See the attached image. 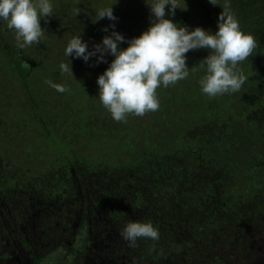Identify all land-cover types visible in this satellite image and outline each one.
Wrapping results in <instances>:
<instances>
[{
  "label": "rangeland",
  "instance_id": "374dc122",
  "mask_svg": "<svg viewBox=\"0 0 264 264\" xmlns=\"http://www.w3.org/2000/svg\"><path fill=\"white\" fill-rule=\"evenodd\" d=\"M262 2L261 4L255 2L256 13L253 11L247 14L244 19H248V21L240 24L242 29L251 32L255 36L257 46L253 51L258 56H254V53H252L247 60L240 63L238 66L239 70H242L245 66L254 68L257 72L262 70V64L259 60L262 57L261 49L264 44V20H262L264 18V4ZM52 3L53 16L49 17L47 21L41 20L44 36L38 45L33 44L25 49L18 48L14 32L9 30L6 24L0 23V128L4 131L8 128L13 129L12 122L16 119L17 114L19 119L25 120L27 118L26 114L29 115L31 109H33L32 112L35 110L37 113L40 110H44L47 115H50V113H54L55 108L60 104H77L81 103L83 99L84 103L80 105V109L87 110L82 117L86 124L84 126L85 133L77 139L76 135H73L76 142L73 144L71 139V146L75 149V152H81L87 159L92 161L94 159L91 158L93 155L97 157L103 155L104 151H101V153L100 149L104 142L109 145V143L112 144L111 140L113 138L123 139L128 142L132 136L136 135L138 138L143 136L148 117L146 113L143 116L129 115L125 121H114L110 113L99 101L96 83L98 75L105 70L108 66L107 62H110L113 57L108 56L107 62L99 64L94 63L95 57H91L89 63H85L79 58H68L64 55L66 42L71 36L80 34L84 40L88 41L89 48L94 43L99 42L107 34L102 31L103 27L109 25L110 21L104 18L94 22L96 11L111 5L115 15L118 17L116 30L122 32L126 37L139 35L149 26V8L145 0H52ZM221 3H224V1H221ZM180 7L182 8L178 7L175 11V16L172 17L174 21L186 24L190 29L202 26L212 31L217 29V18L223 10L220 5L213 6L210 4L209 0H186V2L185 0H180ZM228 7L232 13L236 14L235 6ZM122 46L126 47L127 44L125 43ZM186 55L188 57L186 62L190 67L188 78L178 81L175 85H171L168 88H159L157 92L159 98L165 90H168L170 96H175L179 92H187V95H189V90L197 93L195 97L197 98L198 108L193 106L192 111L185 110L187 118L183 120V124L194 123L195 128L198 130L197 134H206L203 132H207L213 137L212 143L206 147L201 142L202 145L204 144L203 147H205L204 152H202L203 156H205L204 161L209 167L212 166L209 170L210 177H214L219 182L225 180L224 183H228V186L230 185L231 187L234 186L233 190L236 191H238L237 188L239 186H243L241 189L243 193L246 192V184H248L247 181L251 179L252 174L264 184V156H262L264 154V138L259 142V137H256V139L252 138V132L264 127V99L260 97L264 90H260L256 95L257 97H255L256 104L252 105L249 104L252 103V97L246 91L230 94L231 99L234 101L232 104L235 105V110L238 111H235L236 113H246V116H252L255 119V123H258L257 119H262L260 124L263 125L254 124L252 127L248 129L245 127L243 130L239 126H235L228 130L232 123L236 122L234 120L237 119L238 114L230 115V110L225 105H221L222 101L220 107H218V101L213 100L214 97L209 98L203 94L198 83L200 77L204 74L199 62L208 55V50L203 48L190 50ZM69 59L71 60L74 74L71 77L62 75L59 70V64L62 61L70 64ZM24 60L30 67L23 76L19 72V68ZM83 72L87 75L84 76V82L80 80ZM241 73L243 74V71ZM46 79L65 83L68 91L65 93L57 92L45 84L44 81ZM192 84L195 86L194 88H192ZM85 85L87 86L86 89H84ZM245 87H247L246 81L241 89ZM227 96L225 94L216 96V98H225ZM188 100L190 101V99ZM188 100L187 102H189ZM185 103L175 99L170 105L176 108L179 105L184 106ZM240 108H244L247 111L238 110ZM60 116L70 117V112L68 111L67 114H64L63 110ZM237 120L240 121L239 118ZM62 122H64L63 119ZM68 123V121H65L63 127L60 128L62 136H65L66 130L72 131L67 132L69 134L76 132V126L68 127ZM175 125L178 124L172 121L161 126L164 127V131L168 130L175 133L178 131ZM32 127L35 128V125L32 124ZM232 134L234 136L228 137V135ZM42 136L38 138L35 135L26 134L17 147L11 146L14 151L11 154L9 153L11 150L6 152V149H2L6 148V146H2L3 137H1L0 133V264H32L33 260L37 264L40 262L41 264H59L63 256L71 259L77 258L76 260L78 261L85 256V259H82L81 262L73 264H109L110 256L115 259H120L121 257L116 247L125 250L124 252L127 251L123 258L126 257L127 260H131L130 264H149L151 261L153 264L224 263L222 258L225 252H221V254L223 253L221 255L218 251L212 252L210 247H208L212 243L210 242L212 240L209 241L206 238V232L209 228L208 222L206 227H191L190 231H187L189 235L187 237L189 238L185 243L184 240H174L175 236L172 234L169 236L168 233L161 231L160 229H165L167 224L160 222L158 215L154 214H150L151 217H147V219L140 216L141 218H138V220H150L158 228L160 239L155 241L157 246H160L158 253L151 249L154 246V241L152 240L141 239L137 242L136 247H125L129 246L128 242L120 234L113 236L109 233L106 238L115 237L111 239L112 242H107L104 239L95 245L96 240L100 238L99 234H97L100 225L98 226L96 222L91 227L85 226L88 228V233L91 232L96 236V240L92 242V239L85 238L87 240H84L83 244L71 245L70 242H75L77 235H81L82 220L79 215L85 208H81V202L78 201L77 197L74 198L72 196L73 193L68 196L67 191L62 192L60 198L54 195L58 199V204L57 206L55 205L56 208L54 206L48 208L47 202H44L45 197L48 198L49 181L39 180V166H42V164L37 161L36 153L43 146L44 148L42 149L49 150L50 142L46 141V135L43 134ZM233 137L241 139L237 141L239 146H236L235 142L233 146L226 143ZM162 139L164 137L160 138V140ZM35 144L38 145V151L34 150ZM201 144H198L200 148L202 147ZM166 145L163 140L161 146L165 147ZM198 151L199 148L196 146L193 152ZM147 153L149 155L148 151ZM151 154L153 157L152 152ZM252 156H255L257 160L251 159ZM248 157H250L249 162L246 161ZM52 158H58L62 161L61 156L58 154ZM97 159L101 160L99 157ZM141 160L139 162L141 167L150 162V160L146 161L142 158ZM74 175L77 178L78 173L74 172ZM80 176L84 175L80 174ZM47 177L49 178V176ZM99 183H104V181L98 180ZM228 189L231 190L230 187ZM80 198L82 199V197ZM259 199H262V201L258 202ZM251 202H253L250 205L254 213L258 214V211H260L261 215H264V197L258 194L254 195L253 201L249 200V203ZM234 204L231 199L230 205ZM71 207L72 210H77V213L70 211L69 208ZM127 208L131 217L133 213L136 215V210L133 211L128 206ZM222 209V213L214 215V217L223 216L225 208L222 207ZM123 210L125 211L124 208ZM209 210L206 211V217L204 218H208L209 214L211 215ZM241 210V207L240 211L237 207H234L235 214L233 216L226 214V216H231L230 225L234 229L238 228V230H235L239 235L238 241L232 244V246L236 244L237 248L231 251V255L234 256L232 259L236 257L240 261L233 262L230 258L224 264H264V233L260 234L256 228L253 231L250 226L241 225L243 222L241 220ZM253 216L251 214V217ZM65 219L67 220L66 222H64ZM124 224H122L121 228ZM184 224H187V219L184 220ZM108 225L109 223L105 224L104 227L107 228ZM109 227L114 229L111 225ZM247 228L249 229L247 230ZM222 230L225 231L224 229ZM200 231L206 236L204 240L195 239V236L197 237L201 233ZM171 232H175L174 229ZM257 232L258 234H256ZM106 233L102 232L103 235ZM216 233L212 237L223 243L226 240L225 232ZM147 241L153 244L145 248ZM242 242L245 245H241ZM106 244L109 246H105ZM240 245L244 247L243 251H241ZM56 247H60L57 255L61 253V250H64V255L59 257V259L53 255L56 252ZM128 248H130L131 252H129ZM160 252H166L170 261H166V258L160 259ZM229 253L226 254L227 257ZM52 255L53 259H50ZM87 255L96 257L100 262L88 261L84 263ZM143 256H146V261H143L145 257L139 259ZM170 257H174V259ZM126 259L123 264H127ZM158 260L160 261L158 262ZM70 264H72V261H70Z\"/></svg>",
  "mask_w": 264,
  "mask_h": 264
},
{
  "label": "trees",
  "instance_id": "16d2710c",
  "mask_svg": "<svg viewBox=\"0 0 264 264\" xmlns=\"http://www.w3.org/2000/svg\"><path fill=\"white\" fill-rule=\"evenodd\" d=\"M221 1H224L227 6H235V16L240 24L248 21V19H244L247 14L253 11L256 13L254 3L257 2L261 4L262 2V0ZM262 3L264 4V1ZM262 20H264V18ZM252 53H254V56H258L254 51ZM261 55L262 57L259 58V60L262 64V70H260V72L255 71L254 68H250L249 66H245L242 70H239L240 72L243 71L247 83V87L240 89V91H246L250 94L252 97V103H249L250 105L256 104V95L260 90H264V44L261 49ZM29 67V64L24 60L19 68V72L24 76ZM90 74L92 73L90 72ZM84 76H87L85 72H83V76L80 77V80H83V82ZM191 86L192 88L195 87L193 84ZM86 88L87 86L85 85L84 89ZM76 95H78V93H76ZM227 95L228 96L225 98L214 97L213 100L218 101V107H220L222 101L223 103L221 105H225L230 110V115L238 114L236 113L238 111L235 110V105L232 104L234 101L231 99L230 94ZM195 96H197V93L193 90H189V95H187V92H179L175 96H170L168 90H165L159 98V109L155 112L147 113L148 118L144 127L145 130H143V136L139 138L136 135L132 136L129 138L130 141L128 142L123 139L113 138V140H111L112 144L109 143V145H107V142H104L100 149V152L104 151L103 155L98 156L101 160L93 155L91 158L94 159L91 161L81 154V152H75V149L71 146V139L73 144L76 142L73 135H76L77 139L80 138V135H84L85 133L84 126L86 124L82 117L87 110L84 111L80 109V105L84 103L83 99L81 103L77 104H60L55 108L54 113H50V115H47L44 110H40V112L37 113L35 110L32 112L33 109H31L29 115L26 114L27 118L22 120L19 119L17 114L16 119L12 122L13 129L8 128L4 131L0 128L1 137H3L1 143L2 146H6V148L2 149H6V152L11 150L9 153L13 154L14 151L11 146L17 147L26 134L35 135L38 138L43 134L46 135V141L50 142V149H42L44 148L43 146L39 152L36 153L37 161L42 164V166H39V180L49 181L47 191L48 198L45 197L44 202H47L48 208L50 206L56 208L58 199L54 195L60 198L61 193L67 191L68 196L73 193L72 196L74 198L77 197L78 201L81 202V208H85L79 215L82 220L81 235H77V240L75 242L71 241V245L83 244L85 242L84 240L87 239H92V242L96 240V236L91 232L88 233V228L85 227L93 226L94 222H96L98 226L100 225L97 230V234H99L100 238L94 243L96 245L104 239L107 242H112L111 239L115 237L106 238V235L109 233L113 236H115V234H120L122 224L127 221L138 220V218H141L140 216L147 219V217H151L150 214H154L158 215L160 222L167 224L165 229H160L161 231L168 233L169 236L171 234L175 236L174 240H184V242H187L189 238L187 237L189 236L187 231H190L191 227H206L208 222L209 228L206 232L207 237L200 231L201 233L197 235V237L195 236V239L204 240L206 237L209 241L212 240L210 241L212 242L211 245L208 247H210L212 252L218 251L221 254V252L224 251L225 255L222 258V262L225 263L226 260L234 257L231 255V251L235 250L237 247L236 244L234 246H232V244L237 242L239 237L235 232L238 228L236 227L234 229L233 226L230 225L231 216H226L227 213L232 216L235 214L234 207H237L239 211L240 207L242 209V219L239 217L243 221L241 225L250 226L253 231L256 228L260 234L264 233V215H261L260 211H258V214L254 213L250 205L253 204V202L249 203V200L253 201L254 195L258 194L264 197V184L259 181V178L252 174L251 179L247 181L246 192L243 193L241 190L243 186H239L237 188L238 191H236L233 190L234 186L231 187L230 185L228 186V183H224L225 180L219 182V180L214 177H210L211 174L209 170L212 166L209 167L206 165L204 161L205 156H203L202 152H204L207 145L212 143L214 140L213 137L207 132H203L206 134H197L198 130L195 128L194 123L189 122L187 125L183 124V120L187 118L185 110L192 111L193 106L198 108V102ZM260 97L264 99V93L261 94ZM175 99H179L181 102L184 101L186 103L184 106L179 105L175 108L170 105ZM188 99H190V101ZM187 100L189 102H187ZM21 103L23 102L21 101ZM63 110L64 114H67L69 111L70 117L60 116ZM238 110H242L243 112L247 111L244 108ZM245 114L246 113L238 114L237 119L239 118L240 121L235 119L234 121L236 122H234V124L232 123L228 130L235 126H239L241 130H243L245 127L248 129L254 124H260L262 119H257L258 123H255V119H253L252 116L249 117ZM259 114L261 115V113ZM62 119L64 122H69L67 124L68 127L76 126V132H73L74 134H69L67 132L72 131L66 130L65 136H62V131H60V128L63 127L64 124ZM172 121L178 124L175 125L178 131L175 133L169 132L168 130L164 131V127L161 125L164 123L169 124ZM32 124L35 125V128L32 127ZM252 135L253 139L259 137L258 142L261 141V139L264 138V127H260L258 131L252 132ZM229 136H234V134L228 135V137ZM159 137H164V139L160 140ZM163 140L167 144L165 147L161 146ZM239 140L241 139L233 137L226 143L233 146L235 142L236 146H239V142H237ZM201 142L205 144V147H203L204 144L202 145ZM199 143L203 148L198 146ZM34 146V150L38 151V145L35 144ZM196 146L199 148V151L193 152ZM151 152L153 153V157ZM56 154L61 156L62 161L58 158H52ZM239 156L241 157V155ZM262 156H264V154ZM141 158L146 161L150 160V162L141 167L139 166V162L142 161ZM251 159L257 160L255 156H252ZM246 161L249 162L250 157L246 158ZM74 172L78 173L77 178H75ZM80 174L84 176H80ZM47 176H49V178ZM98 180L104 181V183L98 184ZM82 182L83 184H81ZM228 187H230L231 190H229ZM80 197H82V199ZM231 199L232 202L235 203L234 205H230ZM260 201H262V199L258 200V202ZM127 206L133 211L136 210L137 217L134 213L132 217L130 216ZM222 207L225 208L224 215L218 216L217 218L214 217V215L222 213ZM69 209L71 211L72 207ZM207 210L211 212V215L209 214L208 218H204L206 217ZM72 212L77 213V210H72ZM251 214L254 216L251 217ZM186 219L187 224L185 225L184 220ZM66 221L65 219L64 222ZM107 223H109V225L105 228L104 225ZM110 225L114 229H111L109 227ZM185 228H187V230H185ZM172 229H174L175 232H171ZM248 229L249 228H247V230ZM102 232L107 233L103 235ZM216 232H225L226 240L223 243L221 241L220 243L219 240H215V238L212 237L217 234ZM258 232L256 234H258ZM184 234H186V236H184ZM164 242L166 241L164 240ZM152 244L153 243L147 241L145 248ZM241 245H245V243L242 242ZM241 245L239 247L242 249L241 251H243L244 247ZM105 246L109 245L106 244ZM198 246L200 247L199 244ZM116 248L121 257L120 259H115L110 256L109 264L125 263L126 257H123L127 251L124 252L125 250L119 249V247ZM151 249L158 253L160 246H157V242L154 241V246H152ZM58 250H60V247H56L55 254H53V252L52 254L59 259V257L64 255V250H61V253L57 255ZM128 250L131 252L130 248H128ZM228 252L230 253L227 257L226 254ZM160 254V259L166 258V261H170L166 252H160ZM53 255L50 259H53ZM135 256L137 257L136 254ZM86 257L84 263L88 261L100 262L96 257L90 255ZM144 257L145 260L143 261H146V256L140 257L139 259ZM170 258L174 259V257ZM76 259L77 258H65L63 256L59 264H70V261H72V264L81 262L82 259H85V256L79 259V261ZM232 260L233 262L240 261L236 257ZM159 261L160 260H158V262ZM151 262L149 264H153ZM126 263L130 264L131 260H127Z\"/></svg>",
  "mask_w": 264,
  "mask_h": 264
},
{
  "label": "clouds",
  "instance_id": "9594fccd",
  "mask_svg": "<svg viewBox=\"0 0 264 264\" xmlns=\"http://www.w3.org/2000/svg\"><path fill=\"white\" fill-rule=\"evenodd\" d=\"M186 2V0H185ZM149 8V26L139 35L126 37L116 30L118 17L110 7L96 11L94 22L107 18L109 25L102 29L106 35L89 48L82 35L71 36L64 48L66 57L82 59L85 63L95 57V64L107 62L98 75V98L114 121H125L127 116H143L160 107L157 89L175 85L190 74L187 53L207 49L208 55L199 62L204 70L198 83L207 97L234 94L240 91L246 77L239 71L241 62L248 59L256 48V38L241 28L235 14L221 0H209L222 11L217 18V29L202 26L189 28L174 21L180 0H145ZM53 16L52 0H0V23L14 32L16 45L25 49L39 44L44 36L41 20ZM127 44L126 47L122 46ZM70 60V59H69ZM62 75L74 76L70 64L61 62ZM45 84L59 93L68 88L65 83L46 79ZM129 247H136L141 239L158 241L160 233L150 221L129 220L120 230Z\"/></svg>",
  "mask_w": 264,
  "mask_h": 264
},
{
  "label": "flooded vegetation",
  "instance_id": "af4514ba",
  "mask_svg": "<svg viewBox=\"0 0 264 264\" xmlns=\"http://www.w3.org/2000/svg\"><path fill=\"white\" fill-rule=\"evenodd\" d=\"M24 246H25V244H24ZM32 264H37V263L33 260ZM39 264H41V262Z\"/></svg>",
  "mask_w": 264,
  "mask_h": 264
}]
</instances>
